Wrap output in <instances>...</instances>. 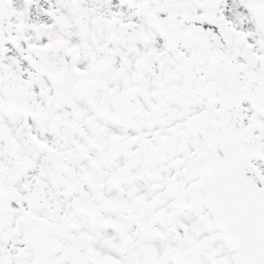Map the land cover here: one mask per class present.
Returning a JSON list of instances; mask_svg holds the SVG:
<instances>
[{
    "label": "snow or ice",
    "instance_id": "6c2138e0",
    "mask_svg": "<svg viewBox=\"0 0 264 264\" xmlns=\"http://www.w3.org/2000/svg\"><path fill=\"white\" fill-rule=\"evenodd\" d=\"M0 264H264V0H0Z\"/></svg>",
    "mask_w": 264,
    "mask_h": 264
}]
</instances>
